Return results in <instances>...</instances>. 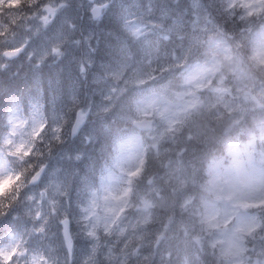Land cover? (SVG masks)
I'll list each match as a JSON object with an SVG mask.
<instances>
[{
  "label": "clouds",
  "instance_id": "obj_1",
  "mask_svg": "<svg viewBox=\"0 0 264 264\" xmlns=\"http://www.w3.org/2000/svg\"><path fill=\"white\" fill-rule=\"evenodd\" d=\"M257 37L264 0H0V245L19 242L14 264H264V205L233 220L228 248L201 208L206 161L225 123L241 121L215 87L236 91L239 61L264 93ZM213 39L233 63L214 67ZM257 117L264 106L233 135ZM129 137L144 166L131 181L106 177ZM157 146L183 186L160 169ZM114 184L124 198L109 195Z\"/></svg>",
  "mask_w": 264,
  "mask_h": 264
},
{
  "label": "rangeland",
  "instance_id": "obj_2",
  "mask_svg": "<svg viewBox=\"0 0 264 264\" xmlns=\"http://www.w3.org/2000/svg\"><path fill=\"white\" fill-rule=\"evenodd\" d=\"M14 2L15 0H13ZM192 3L198 7L201 0H192ZM209 19L211 18L209 17ZM205 48L209 55L215 58V68L218 69L223 62L233 63L232 54L223 39L209 40ZM254 48L257 53L264 52V37L256 38ZM260 63L264 64V60H261ZM234 70L237 73L235 92L222 83H217L215 87L221 110L241 115V121L232 120L225 123L224 136L226 137L228 134H233V129L237 128L250 112L258 111L264 106L262 104L264 93L255 92L252 85L247 83L251 76L246 70V66L241 67L239 61H236ZM248 127L249 129H245L246 134L251 137L257 150H251L245 145L243 149L234 147L233 150L231 139L223 138L206 161L213 180L204 189V201L201 206L202 222L207 232L217 234L216 243L223 244L226 248L230 247L232 242V238L228 234L230 224L244 209L259 205L262 201L259 197L264 195V170L260 167V161L264 160V150L259 147V136L264 135V118H255ZM138 147V142L132 137L124 141L118 140L105 176L110 177L111 171L115 169L119 173L127 175L131 181L133 172H139L141 164L144 162L143 150L139 155L136 152ZM153 152L157 153L156 160L159 161L161 170L169 173L176 186H183L185 173L179 165L173 163L175 158H170L159 146L154 148ZM109 195L121 199L127 195V190L114 184L109 190ZM247 227L243 223L238 225L240 230ZM0 247L3 246L0 245Z\"/></svg>",
  "mask_w": 264,
  "mask_h": 264
},
{
  "label": "snow or ice",
  "instance_id": "obj_3",
  "mask_svg": "<svg viewBox=\"0 0 264 264\" xmlns=\"http://www.w3.org/2000/svg\"><path fill=\"white\" fill-rule=\"evenodd\" d=\"M65 237L68 239L69 245L71 244V240L69 238V234L67 229L65 230ZM25 254L21 248L19 242L9 243L4 247H0V264H14L17 255ZM35 259V258H34Z\"/></svg>",
  "mask_w": 264,
  "mask_h": 264
}]
</instances>
